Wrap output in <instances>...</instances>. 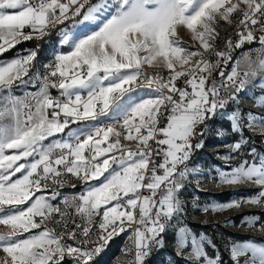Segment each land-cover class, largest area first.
I'll return each mask as SVG.
<instances>
[{
  "label": "snow or ice",
  "instance_id": "snow-or-ice-1",
  "mask_svg": "<svg viewBox=\"0 0 264 264\" xmlns=\"http://www.w3.org/2000/svg\"><path fill=\"white\" fill-rule=\"evenodd\" d=\"M79 16L82 21L75 19ZM69 19L74 26H99L70 39L58 27ZM222 22L239 37L235 43L225 39L224 50L217 46ZM181 26L190 32L194 50L178 37ZM26 27L31 31L25 33ZM52 29L57 43L71 50L53 48L54 60L44 65L45 74L33 63L38 48L0 64V224L10 226L0 234V264H63L66 258L71 264H94L114 237L130 229L135 257L128 264H144L153 249L163 248V234L172 221L187 213L182 191L191 179L204 175L202 166H191L192 157L203 148L210 121L217 117L226 119L237 136L229 153L218 155L226 161L223 169H214L219 183L249 182L260 191L222 204H194L193 209L221 212L242 203L264 207V152L248 148L252 160L231 166L248 145L245 131L264 141V115L240 107L246 85L264 83V0H0V55L23 41L40 40ZM246 43L258 46L245 52L241 76V62L233 61L231 51ZM211 56L215 62L205 58ZM229 62L230 73H217L221 63ZM144 65L156 69V75L144 73ZM161 67L167 76L160 74ZM30 69L36 72L39 90L23 98L14 95V83H27ZM213 73L221 77L219 82ZM180 80L183 87L177 84ZM50 88L58 89L59 97ZM253 102L264 109V93L254 92ZM81 122L95 123L91 129L87 124L70 127ZM225 131L218 128L216 134L223 138ZM61 133L67 138L44 143ZM6 149L18 153L6 155ZM22 159L26 162L17 165ZM22 170L25 174L13 181L11 176ZM68 175L85 190L64 196L61 207L52 201L61 195L57 188L69 182ZM101 177L99 184L88 183ZM26 203V209L17 207ZM242 224L258 225L264 232L258 216H246ZM175 241L185 264H225L204 233L197 238L181 227ZM229 260L264 264V246L232 242Z\"/></svg>",
  "mask_w": 264,
  "mask_h": 264
},
{
  "label": "rangeland",
  "instance_id": "rangeland-1",
  "mask_svg": "<svg viewBox=\"0 0 264 264\" xmlns=\"http://www.w3.org/2000/svg\"><path fill=\"white\" fill-rule=\"evenodd\" d=\"M100 0H95L90 3H97ZM11 11V10H9ZM78 21H82V16L76 18ZM224 22L219 27L218 31H222L224 28ZM98 24L95 22H84L83 24L77 23L74 26L73 21L65 22V25L58 27L63 28L64 31L68 32L70 39L75 36H82L85 33H90L93 30L98 29ZM51 34L46 36V40L41 44V48L38 49V54L34 60V65L39 69L40 73L43 65L48 64L49 61L54 60L53 48L56 52L67 53L71 49L65 45L58 44V35L56 30H51ZM178 37L182 44L190 49H193L195 42L191 39L190 32L184 28L179 27L177 29ZM257 47H242L237 52L233 61L240 60V68L243 69V61L245 52L248 49H256ZM34 50H36L34 48ZM194 50V49H193ZM18 51V50H17ZM16 54L10 58L0 59V64H5L11 61L13 58H19L20 56H26L29 52L24 54ZM251 55L255 57V52ZM233 65V64H232ZM143 67L153 68L149 65ZM162 68V67H161ZM259 75V74H258ZM25 84H20L19 81L15 82L12 88L13 94L21 97L23 92L26 90H35L38 87V80L36 79V72L34 69H30L28 76L24 77ZM247 91L241 98V109L244 112L252 110L254 114L264 115V109L259 108L253 102V93H264V83L260 85H253L249 83L246 85ZM143 95V93H139ZM259 97H257L258 99ZM70 125L71 128H76ZM211 131L203 137L204 146L201 150L197 151L192 157L191 166L200 165L202 166L203 176L193 178L183 189L181 198L185 201L187 206V213L178 220L172 221V227L166 230L163 234L164 246L161 250L156 251L155 249L151 252L150 256L146 258L144 264H185V260L177 256V247L175 236L181 227L188 228L191 234H195L197 238L199 234L204 233L211 238L218 246L217 250L222 254L223 261L225 264H232L229 260L230 247L232 242H252L259 246H264V232L259 229V226L249 227L247 224H242V221L246 216H258L261 222H264V207L255 205H249L242 203L239 208L227 209L221 212H204L201 210H194L193 205L203 207L205 205H212L217 203H225L234 201L240 198H250L254 193H258L260 189L257 186H253L251 183L246 182L241 185H221L218 179V173L214 171L216 166L221 169L224 168L226 161L219 159V156H224L229 153V145L237 139L236 135H233L230 130V123L226 119H220L217 117L215 120L210 121ZM224 129L225 134L223 138H219L216 134V129ZM66 130V129H65ZM257 133L260 132L259 128H256ZM245 137L249 138L248 145L242 149L243 155L239 158H234L231 161V166L238 165L243 159L252 160V157L248 155V148L256 147L258 151L264 152V141L261 140L259 134L252 136L251 131H245ZM49 141H46V144ZM16 149H6V155L17 154ZM38 158V157H36ZM33 157L27 158V162H31ZM24 159L17 161V165L25 163ZM25 174L24 170L20 173H15L11 176V179L21 178ZM215 177V179H214ZM198 185V186H197ZM28 203L25 205L17 206L20 209H26ZM2 218V214H0ZM38 219V218H37ZM10 231V226L0 224V234H6ZM32 232H38L39 229H33ZM28 234L25 233V236ZM188 243L190 250L191 235L188 237ZM228 245L226 248L225 245ZM128 246L125 242L114 241L109 244L105 251H103L97 258L94 259V264H128L129 251ZM208 254L212 256L214 251L211 247L207 249ZM250 255V254H249ZM4 253L0 249V257H3ZM243 260L244 258H240Z\"/></svg>",
  "mask_w": 264,
  "mask_h": 264
},
{
  "label": "built area",
  "instance_id": "built-area-1",
  "mask_svg": "<svg viewBox=\"0 0 264 264\" xmlns=\"http://www.w3.org/2000/svg\"><path fill=\"white\" fill-rule=\"evenodd\" d=\"M92 1H95V0H89V2H92ZM65 2H67V0H65ZM77 18V17H76ZM75 18V19H76ZM235 19H236V17H234V23H235ZM71 21H73V20H71V19H69V20H67V21H65V22H71ZM53 30V29H52ZM25 33H28V32H30L31 31V29H29V28H25L24 30H23ZM52 32V31H51ZM46 37V36H45ZM220 37H221V39L219 40V42H218V48L220 49V50H224V40L225 39H227V38H231L232 40H233V42L235 43L236 41H238V39H239V37L236 35V32H235V30L231 27V26H229V25H227L226 23L224 24V28H223V30L222 31H220ZM43 39V38H42ZM31 40H33L34 41V47L33 48H23V49H20V50H18L17 52H18V54H24V53H26V52H29V51H31V50H34V48L35 49H40L41 48V43H40V41H41V39L40 40H37V39H31ZM39 46V47H38ZM257 47L258 46V43H251V44H248V43H246V44H244L242 47ZM240 49H233L232 51H231V55H233L234 53H236V52H238ZM23 56H20L19 58H22ZM206 59H212L213 60V62H215V58H214V56H211V57H205ZM234 59V58H233ZM46 65V64H45ZM232 67H233V65H232V62H229L227 65H225V64H223V63H221L220 65H219V68L217 69V73L220 71V70H223L226 74H228V73H230L231 72V69H232ZM243 69H241V72H240V74H241V76L243 75V71H242ZM142 71L144 72V73H146L147 75H156V69H154V68H149V67H142ZM160 74L161 75H163V76H167L168 75V71H167V69H164V68H160ZM217 73H213V75H215L216 76V79H217V82H219L220 81V79H221V77H219L218 75H217ZM41 74L43 75V74H45V69H44V65H43V67H42V70H41ZM53 80H55L56 78H52ZM39 82V81H38ZM58 82V81H57ZM141 83H142V81H141ZM177 84H178V86H180V87H183L184 85H183V80H180V81H178L177 82ZM39 90V84H38V87H37V89H35V90H26V91H24L23 92V96H22V98L23 97H25L26 96V94H29V93H34V92H36V91H38ZM50 93H51V95L53 96V97H59V90L58 89H55V88H51V90H50ZM244 93L245 92H242L241 94H240V99L242 98V96L244 95ZM85 96H86V93H83ZM222 97H223V88H222ZM61 99H63V98H61ZM49 111H51V110H49ZM61 119H63V117H61ZM105 123H113V121H111V120H107V121H105ZM164 123H166V121L162 118V120H161V126H163L164 125ZM72 125V124H71ZM116 128H117V130H119V131H123V129L122 128H120L119 127V125L117 124L116 125ZM89 129H91V128H89ZM94 139H98V138H94ZM110 139H111V137H110ZM121 142L123 143V144H125V145H129V146H131V144H130V142H128V141H125V140H123V138H121ZM151 143H153L154 144V142H151ZM102 147L103 146H105V145H101ZM57 154H59V153H57ZM85 155L87 156V155H89V153L86 151L85 152ZM101 159V161H102V159L103 158H100ZM66 179L69 181L68 183H65V185L62 187V188H57V190L59 191V193L61 194L58 198H57V200H55V201H52V203H54V204H57V205H59V206H63V197L64 196H68V197H71V196H73V195H76V194H79V193H81V192H83L84 190H85V186L83 185V183L80 181V180H78V179H76L75 177H72L71 175H68L67 177H66ZM95 181H98V180H95ZM95 181H89L88 183L89 184H94V182ZM73 184H75L76 186L75 187H72V185ZM49 192L51 191V189H49L48 190ZM37 195H40V194H43V193H36ZM74 211V210H73ZM99 221H98V219H97V223H98ZM49 226H51V225H49ZM133 228H135V225H133ZM132 235V230L130 229L128 232H126V233H121L119 236H116V237H114L110 242H109V244H111L112 242H114V241H122V242H125L126 243V245L128 246V249H130L131 251H129V261H131V260H134V257H135V247H134V241L133 240H131V239H129V237ZM69 243H72L71 241H69ZM108 244V245H109ZM154 250V249H153ZM151 254V253H150ZM128 261V262H129ZM65 263H67V264H71V260H69V259H65V261H64ZM63 262V263H64Z\"/></svg>",
  "mask_w": 264,
  "mask_h": 264
},
{
  "label": "trees",
  "instance_id": "trees-1",
  "mask_svg": "<svg viewBox=\"0 0 264 264\" xmlns=\"http://www.w3.org/2000/svg\"><path fill=\"white\" fill-rule=\"evenodd\" d=\"M47 37H44L43 39H41L40 43L43 44V42L46 40ZM34 47V41L33 40H28V41H23L17 45H15L12 49L6 51L5 53H3L2 55H0V59H5V58H10L12 56H14V54H16L17 50L23 49V48H33ZM237 52L234 53L232 55V57L234 58L236 56ZM63 264H67V263H63Z\"/></svg>",
  "mask_w": 264,
  "mask_h": 264
},
{
  "label": "crops",
  "instance_id": "crops-1",
  "mask_svg": "<svg viewBox=\"0 0 264 264\" xmlns=\"http://www.w3.org/2000/svg\"><path fill=\"white\" fill-rule=\"evenodd\" d=\"M51 90V88L49 89V91ZM103 119V118H102ZM95 122H81L80 124H74L73 126H75L76 128L77 127H85V125L87 124V127L88 128H91L92 127V124H94ZM72 127V126H70ZM68 131V129L65 130V133ZM66 135L64 133H61V134H56L54 137H50L49 138V142H51L52 140H56V139H60V140H63V139H66ZM46 144V141L44 142ZM107 175V174H105ZM103 180V177H101L100 180L98 181H95L94 184H99L101 183V181Z\"/></svg>",
  "mask_w": 264,
  "mask_h": 264
}]
</instances>
